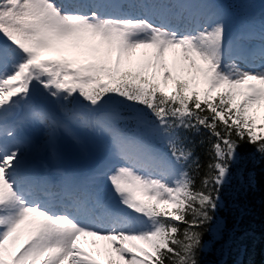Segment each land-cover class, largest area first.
<instances>
[{
  "label": "snow or ice",
  "instance_id": "1",
  "mask_svg": "<svg viewBox=\"0 0 264 264\" xmlns=\"http://www.w3.org/2000/svg\"><path fill=\"white\" fill-rule=\"evenodd\" d=\"M204 8L173 24L63 0H0V264H199L200 229L214 220L237 149L248 143L264 156V25L238 36L259 41V63L240 67L243 45L231 55L223 10ZM37 86L93 109L113 100L142 106L136 119L146 135L112 130L119 163L101 162L58 196L23 169L20 145L9 143L16 132L8 113L29 103ZM31 111L50 142L66 130L47 110ZM73 118L108 130L82 113ZM181 129L207 131L206 164ZM82 237L104 244L89 251Z\"/></svg>",
  "mask_w": 264,
  "mask_h": 264
},
{
  "label": "trees",
  "instance_id": "2",
  "mask_svg": "<svg viewBox=\"0 0 264 264\" xmlns=\"http://www.w3.org/2000/svg\"><path fill=\"white\" fill-rule=\"evenodd\" d=\"M221 1L233 9L229 0ZM72 100L93 114L111 119L114 129L127 137L146 135L131 133L127 125L136 120L142 106L113 100L93 109L81 97ZM72 100L66 101L69 110L74 107L69 106ZM180 135L187 138L185 143L200 158L201 164H206L209 160L207 131L201 129L196 134L181 129ZM196 184L199 186V177ZM212 215L214 220L200 229L203 247L197 255L199 264H264V156L251 144L241 143L237 149V160L231 165L228 181L220 191L219 205Z\"/></svg>",
  "mask_w": 264,
  "mask_h": 264
},
{
  "label": "rangeland",
  "instance_id": "3",
  "mask_svg": "<svg viewBox=\"0 0 264 264\" xmlns=\"http://www.w3.org/2000/svg\"><path fill=\"white\" fill-rule=\"evenodd\" d=\"M111 1L120 2L121 0ZM161 1L167 3L169 7L166 8L165 5L164 7L162 6L160 15L162 16V18H166L169 21L171 16H174L175 14L180 16L189 12L191 13L189 16L190 18L199 16L202 12L206 11L204 5H208L211 8H216L217 6H219V8L223 10L225 43L226 45L229 42L232 44L231 55L235 56L237 54H240L242 51L240 46L243 45V54L245 55V58L248 57L249 61H247L246 59L238 61L239 66L246 67L253 63H259L257 48V45L259 44L258 39L238 40V36L241 33L255 32L252 28L245 27L252 23L253 19L254 22L259 20V18L255 16L257 15L256 9H264V5L261 6L264 0H229L230 4H235L232 6H236L237 8L236 10H234L233 14L229 13L232 10H229L227 6L217 3L219 0H156L154 1L155 5L153 7V13H156L157 15L160 10L159 6L161 5ZM63 2L68 5H76L73 4L74 0H63ZM103 2L102 4H99L97 6H99V8H102ZM92 3L93 0H89V2H87L86 4L92 5ZM250 4H254L251 6V10L247 8ZM172 6L174 7V10L172 11V15L169 17L171 11L167 9H170V7ZM153 19L155 18L153 17ZM179 23H184V20L179 19ZM253 26L255 27L254 23ZM237 30L244 32H235ZM229 58V53L226 51L225 61L227 62ZM169 62H171V57H169ZM28 106L30 107V109H32V107H37L47 110L58 120H60L66 128V130H59L56 133L55 140L53 142H50L47 126L38 127V123L41 122H34L26 126L27 129L29 128L27 130L28 135H25L26 140H28L29 136L32 135L37 143H39L40 141V146L38 149H36V144L34 142L27 146L26 149L31 150L30 152H35L39 155L41 154L43 163L47 164L46 170L48 171V173L58 172L63 165H70L73 169L76 170L83 169L78 161L85 158L87 147L92 148L95 154L98 155L99 158L102 157L104 161L111 160L113 163H119V161L112 160L113 148L111 136L109 135V133L115 129L112 120L108 117L105 118L101 115L93 114V111L86 109L83 105L78 106L77 110L73 109L69 112L68 106H66V101L55 100L45 94L43 90H39L37 87L33 90V95L29 101ZM78 113L84 114L88 119L92 121H102L108 130L101 131L98 128L93 130L81 127L73 118L74 114ZM127 125L130 127L129 131L131 133L140 132L146 134V129L137 119L133 121V123H127ZM20 129L21 131H23L22 135L24 136V125H22ZM42 131L45 132L44 135ZM76 138L79 139V143L76 142ZM48 165H51L53 167L51 168ZM100 183L102 184L103 189L108 192L109 189L107 186V180L105 179ZM87 239L88 237H84L83 243L87 242Z\"/></svg>",
  "mask_w": 264,
  "mask_h": 264
},
{
  "label": "bare ground",
  "instance_id": "4",
  "mask_svg": "<svg viewBox=\"0 0 264 264\" xmlns=\"http://www.w3.org/2000/svg\"><path fill=\"white\" fill-rule=\"evenodd\" d=\"M18 112H20V114L17 117L16 114ZM32 123H34V121H33V118L30 116L28 111H21L17 107L8 113L7 127L10 130H14L16 132V136L14 138H12L11 140H9V143H17L20 145L21 152H22L21 160H22V167L23 168H26L29 171H31V170L38 171V170H41V169L46 167L45 164L43 163L41 154L39 155L35 152H30L31 150L26 149V147L34 142L36 144V149H38L40 146V141H39V143H37L32 135H30L29 139L26 140V137H23V135L20 133V131H21L20 127L22 125H24V127H26ZM38 124H39L38 127L46 126L43 123H38ZM25 131H27V130H25ZM43 135H44V132H43ZM31 176H33L37 179V177L35 176L34 173H32ZM106 193H107L106 190L103 189V192L101 193V195H104ZM83 238L84 237H82L80 239V244L82 247H84L86 250H89V251H95L97 248H102V246L104 244V242H98L96 245H93L91 243V241L93 239L92 237H88L87 242L83 243Z\"/></svg>",
  "mask_w": 264,
  "mask_h": 264
},
{
  "label": "water",
  "instance_id": "5",
  "mask_svg": "<svg viewBox=\"0 0 264 264\" xmlns=\"http://www.w3.org/2000/svg\"><path fill=\"white\" fill-rule=\"evenodd\" d=\"M87 152V157L80 162V165L86 166L88 169H93L98 164V156L94 155L91 149H88Z\"/></svg>",
  "mask_w": 264,
  "mask_h": 264
}]
</instances>
